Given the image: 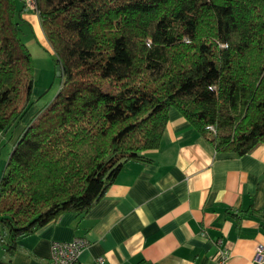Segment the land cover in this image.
Returning a JSON list of instances; mask_svg holds the SVG:
<instances>
[{
  "label": "trees",
  "instance_id": "obj_1",
  "mask_svg": "<svg viewBox=\"0 0 264 264\" xmlns=\"http://www.w3.org/2000/svg\"><path fill=\"white\" fill-rule=\"evenodd\" d=\"M20 1L0 0V132L10 137L35 101ZM34 5L59 91L19 133L0 177L8 254L64 213L91 209L126 162L148 161L170 109L217 152L264 143V0Z\"/></svg>",
  "mask_w": 264,
  "mask_h": 264
},
{
  "label": "crops",
  "instance_id": "obj_2",
  "mask_svg": "<svg viewBox=\"0 0 264 264\" xmlns=\"http://www.w3.org/2000/svg\"><path fill=\"white\" fill-rule=\"evenodd\" d=\"M19 18L25 44L50 48L33 8ZM35 110L0 141L13 148ZM142 155L148 161L126 162L87 212L20 237L12 254L0 245V264H47L53 242L75 237L89 242L75 264H214L222 250L227 264H264L254 260L264 252V143L245 155L217 152L170 109L160 146Z\"/></svg>",
  "mask_w": 264,
  "mask_h": 264
},
{
  "label": "rangeland",
  "instance_id": "obj_3",
  "mask_svg": "<svg viewBox=\"0 0 264 264\" xmlns=\"http://www.w3.org/2000/svg\"><path fill=\"white\" fill-rule=\"evenodd\" d=\"M22 35L24 37V33ZM26 41L28 42V44L26 45L32 55V59L35 67V74H34L35 91L33 92L32 95L35 101L30 111L28 112V113L31 112L33 113L35 109L40 110L39 108H42L45 104L49 103L53 99L55 94L59 91V78L56 75V68L52 61L53 58H52L51 49L45 46V44H40L41 46H39L30 42L29 40ZM38 88L44 89V91L41 92ZM28 115L29 114H27V116ZM0 138H2V135H0ZM11 150L12 147L10 144H8L7 141L5 140L0 141V151H2L1 161H0L1 162L0 173L2 171V167L4 168L5 166V163L8 159Z\"/></svg>",
  "mask_w": 264,
  "mask_h": 264
},
{
  "label": "built area",
  "instance_id": "obj_4",
  "mask_svg": "<svg viewBox=\"0 0 264 264\" xmlns=\"http://www.w3.org/2000/svg\"><path fill=\"white\" fill-rule=\"evenodd\" d=\"M27 8L35 9L34 0H23ZM213 129L212 127H209ZM89 242L84 237H75L69 241L53 242L50 247V256L47 264H75L83 249L88 246ZM228 252L222 250L214 264H227ZM255 261L264 262V252L262 247H258L254 257ZM102 258H98V262L101 263Z\"/></svg>",
  "mask_w": 264,
  "mask_h": 264
},
{
  "label": "water",
  "instance_id": "obj_5",
  "mask_svg": "<svg viewBox=\"0 0 264 264\" xmlns=\"http://www.w3.org/2000/svg\"><path fill=\"white\" fill-rule=\"evenodd\" d=\"M55 68H56V75L59 76V74H60V73H59V67L56 66Z\"/></svg>",
  "mask_w": 264,
  "mask_h": 264
}]
</instances>
